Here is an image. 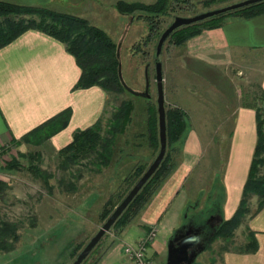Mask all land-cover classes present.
<instances>
[{
  "label": "rangeland",
  "instance_id": "374dc122",
  "mask_svg": "<svg viewBox=\"0 0 264 264\" xmlns=\"http://www.w3.org/2000/svg\"><path fill=\"white\" fill-rule=\"evenodd\" d=\"M0 1L38 4L83 17L90 24L103 29L115 45L127 25L120 45L121 69L125 82L135 89L144 88V66L148 63L151 97L104 90L103 111L99 115L100 133L103 135L120 101L129 99L134 104L131 121L125 133L118 138L109 159L99 158V145L95 150L77 154L65 164V161L61 162L58 149L47 143L19 141L7 151L3 150L4 156L0 150V161L5 169L11 170L9 174L0 175V181L3 182L0 187V226H10L7 234H0V264H70L138 178L139 175L133 171L134 165L141 163L146 167L158 151L154 50L160 32L175 15L189 16L237 0H163V6L157 11L135 9L133 13L118 11L115 7L118 0ZM123 1L148 4L155 0ZM4 16L0 22L5 26L8 15ZM21 16L35 17L32 13H21L19 16L10 15L9 18L18 22ZM35 18L38 21L37 16ZM206 25L207 22L186 40L208 28ZM179 27L168 34L158 56L162 64L165 109L179 107L184 111L186 120L184 133L177 139L167 141V158L170 156L175 164L165 179L176 172L180 176L182 172L181 181L169 184V188H177L175 201L181 200L177 198H184L185 201L188 198L187 202H196L204 199L205 195L211 199L215 185L221 184L225 191L230 188V192L226 191V204L232 202L237 205L244 177L239 174L237 165L231 167L232 160L227 155L228 139H223L226 130L218 127L221 97L210 83L201 85L194 78H189L188 74L177 75L176 70L175 73L170 69L171 58L180 55V47L186 41L177 42L181 30H188ZM238 59L241 61L227 70L231 81L227 102L231 103L234 99L239 103L250 104L254 112L258 109L264 131V98L258 83V77L264 71V55L261 51L251 52ZM150 112L156 115L152 133L157 141L154 143L146 125ZM11 158L16 163L6 167L5 162ZM260 158L255 174L264 181L263 153ZM253 188L256 189V186ZM260 188H264V184ZM221 193L224 194V190ZM164 199L160 201L161 206H164ZM259 199L254 191L249 193L243 200L245 207L241 208L239 221L235 225L230 224L233 226L222 223L233 213L224 219L220 214L222 222L202 252L204 264L220 262L217 256L224 249L229 246L240 248L244 244L246 221L257 207ZM205 200H208L207 197ZM174 202L167 206L168 210L163 208L164 211L171 212L170 207ZM104 206L110 210L102 217L100 212ZM122 223L109 228L80 264H92L103 247L104 238L117 232Z\"/></svg>",
  "mask_w": 264,
  "mask_h": 264
},
{
  "label": "crops",
  "instance_id": "0c3cea01",
  "mask_svg": "<svg viewBox=\"0 0 264 264\" xmlns=\"http://www.w3.org/2000/svg\"><path fill=\"white\" fill-rule=\"evenodd\" d=\"M179 51V56L171 58L170 69L176 70L177 75L188 74L201 85L210 83L221 97L217 123L226 130L223 139H228L227 155L232 160L231 167L237 165L244 177L243 187L256 141L255 112L250 104L234 99L227 102L231 90L227 70L245 54L261 51L264 55V12L250 17L226 16L218 24L188 38ZM79 74L77 62L64 44L40 30L27 29L0 47L1 155L3 150L19 144V138L30 129L64 108L70 110L67 124L42 143L51 144L54 149L69 142L76 128H85L99 117L103 111L104 90L97 85L74 87ZM258 83L264 94V71ZM10 172L0 161V175ZM181 175L176 172L161 181L138 212L117 232L104 238L103 247L92 264H132L123 246L137 244L152 225L157 231L146 245L147 253L154 264H165L167 242L180 228L189 208L188 198L175 201L177 188H169L170 183L182 180ZM226 191L230 192V188ZM226 191L220 184L215 185L212 193L223 219L238 205L226 204ZM164 197V206H161ZM172 202L175 205H171V212L164 211ZM246 228L244 244L240 248L224 249L217 256L220 262L214 261L215 264H264V204L250 213ZM202 252L193 261L204 264Z\"/></svg>",
  "mask_w": 264,
  "mask_h": 264
},
{
  "label": "trees",
  "instance_id": "16d2710c",
  "mask_svg": "<svg viewBox=\"0 0 264 264\" xmlns=\"http://www.w3.org/2000/svg\"><path fill=\"white\" fill-rule=\"evenodd\" d=\"M163 4V0H155L154 2L148 4L118 0L115 3V7L120 12L133 13L135 9L157 11V9L161 8ZM19 12L32 13L35 17L37 16L38 21H36L35 17L25 18L24 16H21L18 17V22H16L14 18H9L10 15L15 16L17 14L19 16V14H21ZM262 12H264V0L252 2L226 12L212 15L202 20L191 22L187 25L179 27L183 29L187 28L188 30L185 32L181 30L177 42L185 41L186 37L200 31L202 25L206 22V26L211 27L218 24L226 16L250 17ZM4 15H8V18L5 26L0 22V47L27 29L32 28L40 30L61 41L65 48L74 56L80 68V74L77 82L74 84V87L84 88L91 85H97L108 92L126 91L129 93L122 86L118 78L117 57L115 54L116 45L103 29L90 24L87 19L71 13L56 11L43 5H22L9 1H0V18L4 19ZM188 27L192 28L189 29ZM262 96L264 98L263 93ZM146 108L149 109V107ZM133 109V101L129 99H122L117 111L113 114L109 127L105 130V135L100 133V117L85 128H76L72 133L71 140L58 149L61 162L63 160L65 161V164L72 161L77 154L95 150L98 145L100 147L98 150L100 155L99 158H101V160L104 158L109 159L108 157L112 155L118 138L125 133L127 126L131 121ZM69 113L70 110L68 107L62 109L30 129L27 133L22 135L19 140L31 141L36 144L43 143L52 134L59 131L67 124ZM184 116V111L179 107L175 106L165 109L167 141L172 138L177 139L184 133L186 128V120ZM155 120L156 115L150 112L147 116L146 125L150 134L149 137L152 136L153 143L155 140L157 141L156 136L152 133ZM255 122L256 141L248 174L243 183L241 197L232 214L233 216L224 219L222 222L225 223L226 226L231 223L235 225L237 220L239 221L241 208L243 209L244 206L243 200H246L251 191H254L260 197L258 205L253 212L257 211L264 204V188H260L261 185L263 186L264 181L263 179L258 178L255 174L257 173V163L261 160L260 154H264V131L262 128L263 120H260L258 109L255 110ZM31 155L30 157L33 158L34 156ZM167 156L168 154L166 151L156 170L138 190L135 196L121 212L119 217L114 221V223H112L110 228L117 225L119 222H123L120 226L121 228L128 220H130L149 199L150 195L157 188L159 183L169 174L175 164V160H172L170 156L167 158ZM11 159L5 162L6 167H10L16 163L13 158ZM145 168L146 167H144L143 164L136 163L133 167V171L136 175L140 176ZM40 172L42 174L41 170H39V173ZM2 184L3 182L0 181V187ZM254 186H256V189L253 188ZM109 210L110 208H106V206H104L100 212V216L104 217ZM253 212H251V214ZM1 225L0 234H7L10 226H7L6 224Z\"/></svg>",
  "mask_w": 264,
  "mask_h": 264
},
{
  "label": "water",
  "instance_id": "95a60500",
  "mask_svg": "<svg viewBox=\"0 0 264 264\" xmlns=\"http://www.w3.org/2000/svg\"><path fill=\"white\" fill-rule=\"evenodd\" d=\"M260 0H237L216 8L208 9L197 14L185 16V15H175L173 19L169 22V24L160 32L159 37L156 41L155 50H154V71H155V89H156V111H157V127H158V140L159 147L153 159L146 166L144 171L140 174V176L136 179V181L132 184V186L128 189V191L124 194V196L118 201V203L114 206L111 212L107 215L101 225L97 228V230L90 236V238L86 241V243L81 247V249L77 252L74 259L70 264H80L81 261L86 257V255L90 252V250L94 247V245L99 241L102 235L108 231L112 223L119 217L124 208L128 205L131 199L135 196L138 190L142 187V185L146 182V180L150 177V175L156 170L166 151L167 145V137H166V117H165V103H164V95H163V76L161 69V61L158 59V56L161 52L162 44L168 34L173 31L178 26L189 24L191 22H195L198 20H202L204 18L210 17L212 15H216L222 12H226L228 10L238 8L244 5H247L252 2H256ZM131 17H129V21ZM127 25L124 27V30L117 41L115 54L117 57V74L120 83L129 93L134 95H140L145 97H151L149 92V75H148V63L144 66V88L142 90L135 89L128 85L122 75L121 69V60H120V45L121 41L125 35ZM176 234L173 235L167 242V253H166V261L165 264H193V260L197 253L199 252L193 249L188 250L190 244L187 242L186 238L183 242L179 241L176 244L174 241L176 240ZM197 241L198 236H194L192 238Z\"/></svg>",
  "mask_w": 264,
  "mask_h": 264
},
{
  "label": "flooded vegetation",
  "instance_id": "af4514ba",
  "mask_svg": "<svg viewBox=\"0 0 264 264\" xmlns=\"http://www.w3.org/2000/svg\"><path fill=\"white\" fill-rule=\"evenodd\" d=\"M204 197H207L208 200L204 198L200 201L195 202L193 200L188 203V212L187 214L185 213L180 228L176 230L177 238L174 243L176 244L179 241L183 242L188 238L187 242L190 244V247L187 248L188 250L201 251L205 249L211 242L215 230L222 222L217 206L218 200L216 198L209 199V195H205ZM196 235L199 239L194 242L192 238ZM193 264L199 263L193 261Z\"/></svg>",
  "mask_w": 264,
  "mask_h": 264
},
{
  "label": "built area",
  "instance_id": "2783aa9c",
  "mask_svg": "<svg viewBox=\"0 0 264 264\" xmlns=\"http://www.w3.org/2000/svg\"><path fill=\"white\" fill-rule=\"evenodd\" d=\"M156 231V226L152 225L149 227L146 234L139 239L137 244H125L123 246V251L132 264H154L153 260L147 253L146 245L155 236Z\"/></svg>",
  "mask_w": 264,
  "mask_h": 264
}]
</instances>
